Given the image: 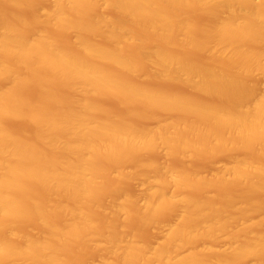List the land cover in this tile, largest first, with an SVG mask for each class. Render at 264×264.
Instances as JSON below:
<instances>
[{
	"label": "bare ground",
	"instance_id": "1",
	"mask_svg": "<svg viewBox=\"0 0 264 264\" xmlns=\"http://www.w3.org/2000/svg\"><path fill=\"white\" fill-rule=\"evenodd\" d=\"M263 156L264 0H0V264H264Z\"/></svg>",
	"mask_w": 264,
	"mask_h": 264
},
{
	"label": "rangeland",
	"instance_id": "2",
	"mask_svg": "<svg viewBox=\"0 0 264 264\" xmlns=\"http://www.w3.org/2000/svg\"><path fill=\"white\" fill-rule=\"evenodd\" d=\"M16 11H17V10H16ZM16 11H15V12H16ZM17 12H18V11H17ZM20 12H21V11H19V13H20ZM196 54H198V53H195V54H194V57H195L196 59L199 58L198 60H200V57H201V56H202L201 58H204L202 53H199L200 55H198V56H196ZM202 60H203V59H202ZM137 76H138V74H137ZM137 76H136V77H137ZM139 76H141V75H139ZM139 76H138L137 79H139ZM253 77H255V79H257V82H256V81H255V82L260 86V84L263 82V80H262L260 77H258V76H257V77H256V76H252V78H253ZM140 78H141V77H140ZM259 78H260V79H259ZM250 79H251V78H250ZM147 81H148L149 84H152V83L154 82L152 85H155V84H156L155 86H159V85L161 84V86H159V87H161V88L164 87L163 89H165L166 87H167L166 89L169 88L168 90H170V88H171V91H173L174 89H176V90H178L179 93H180L181 91H184V90H185V91H184L185 93H187V94L190 93L189 95H191V94H192L191 92H194V91H192V90L190 91V89H189V88H186V86H183V87L180 86L181 84H179L178 82H175L176 84L178 83V85H176V84L173 82V84L176 85V86H175V85L172 84L171 81H170L171 83H170L169 81H168V82L155 81V80H154V81H153V80H151V81H150V80H147ZM252 82H253V79H252ZM158 83H160V84H158ZM162 83L165 84V85H162ZM157 84H158V85H157ZM182 88H184V89H182ZM30 89H31V88H30ZM30 89L28 88V90H27L28 92H27V93H29L30 96H31V94H32V95L34 94V90H33V89L30 90ZM186 90H187V91L189 90V92H187ZM30 92H31V93H30ZM175 92H176V91H175ZM184 92L181 93V94H184ZM196 93H197V92H196ZM196 93H195V94H196ZM29 94H28V95H29ZM193 94H194V93H193ZM193 94H192V96L196 97V95H195V94L193 95ZM198 94H199V93H198ZM200 96H201V95H200ZM198 97H199V96H198ZM198 97H197V98H198ZM199 98H201V97H199ZM202 98H203V97H202ZM206 98H207V97H206ZM104 99H105V100H104ZM104 99H103V97H102V99H101V98H96V100H98L99 103H101V104L103 103V105H105L106 107L110 106L109 108H111V111L114 110V112H117V113H120V114L122 113V111H123V110H122V107L119 105L120 108H121V110H122V111L120 112V108H119V106L117 105V101H116V100H113V99H112V100H113V101H112V100H110L111 98H108V97H104ZM101 101H102V102H101ZM114 112H112V113H114ZM114 114H116V113H114ZM117 115H118V114H117ZM138 119H139V122H140V119H141V121H143L142 124H144V125H148V126H150L149 124L152 125V123H153L152 120H149V119H146V120H145V118H144V120H143L142 118H138ZM135 120H136V122H138L137 119H135ZM11 122L14 123V121H11ZM18 122H20V123H18ZM23 122H24V121L19 120V121L16 122L15 125L13 124L14 127L18 128V129H16V130H20V129H21L19 132H21L22 129L24 128V127H22V126H24L23 124L26 125V127H25L26 130H27V126H28V128H29V125H28L27 123H23ZM22 123H23V124H22ZM140 124H141V122H140ZM9 125H10L11 128H13V126H11L12 123H11V124L9 123ZM21 127H22V128H21ZM14 129H15V128H13V130H14ZM16 130H15V131H16ZM23 130H25V129H23ZM26 130H25V131H26ZM28 130H29V129H28ZM17 132H18V131H17ZM149 154H154V153H149ZM149 154H147V155L149 156V158H151V157H150L151 155H149ZM147 155H146V156H147ZM156 155L158 156L159 159H161L162 157H163L162 159H164V157H165V159L167 158V155L165 156L163 153H162V155H164V156H162V157L160 156L161 153H160V154H156ZM156 155L154 154V155H152V156H153V157L155 156L154 158H157ZM218 156H220V155H218ZM221 156H222V155H221ZM221 156H220V157H221ZM168 157H169V155H168ZM170 157H171V158H170ZM170 157L167 158V160L169 159L168 161H170V162H168V163H171V161L173 160L172 165H179V164H180V163H179V164L177 163V162H178V159H180V158L177 159L178 156L175 157V155H174V157H175L176 159L173 158L172 155H170ZM195 157H196V158H193V157H192V159L188 158V159H190V160H186V159H182V158H181V160L179 161V162H181L180 165H183L185 162H188V164L185 163L186 165H188V167H189V164H190L191 166L193 165L192 168L195 167V169H197L196 167H198V169L200 170V171H199V170H198V171L201 172V174L204 173L203 175H206V174L208 175V174L211 172V169H214L216 166H217V167H220V166L223 165V163H226V161H227L226 157L224 158V156L221 157V158L218 157V159H214V160H213V158H212L213 161H212V160L210 161L211 157L208 158V160H207V159H206L207 157H206V156H203V155H201V158H200V156H195ZM202 157H203V158H202ZM205 157H206V158H205ZM215 157H216V156H215ZM256 157H257V156H256ZM158 158H157V160H159ZM223 158H224V159H223ZM162 159H161V160H162ZM205 159H206V160H205ZM225 159H226V160H225ZM259 159H261V157H259ZM262 159H264V156H263ZM185 160H186V161H185ZM162 161H163V160H162ZM184 161H185V162H184ZM207 161H210V162L208 163ZM214 161H215V162H214ZM262 161H263V160H262ZM158 162H160V160H159ZM211 162H213V163H215V164H210ZM163 163H164V162H163ZM165 163H167V161H165ZM175 163H177V164H175ZM182 163H183V164H182ZM185 164H184V165H185ZM186 165H185V166H186ZM210 165H212V166H210ZM213 165H214V166H213ZM215 165H216V166H215ZM212 167H214V168H212ZM209 169H210V172H209ZM208 172H209V173H208ZM111 173H112V172L109 173L110 176H111ZM110 180H111V179H110ZM111 182H113V181L111 180ZM111 182L108 181V184L111 183ZM123 182H124V181L120 182L121 184L119 183V184H120L119 186L122 188L123 184L126 182V184H124V186L127 185L126 188L123 187L122 189L125 190V191H128V189H129L128 192H130V193H131V192H132V193L135 192V194H136V193L138 194V193H140V192L143 190V188H144L142 185H140L139 183H136V182H134V183L132 182V184H131V181H129V182H130L129 185L127 184L128 181H125L124 183H123ZM122 183H123V184H122ZM110 185H111V184H110ZM142 187H143V188H142ZM132 189H133V191H132ZM130 190H131V191H130ZM213 190H214V189H213ZM211 191H212V189L209 190L208 193H210ZM218 191H219V190H218ZM218 191H217V192H218ZM206 192H207V191H206ZM206 192H205V193H206ZM214 192L217 193L215 190H214ZM194 193H195V192H194ZM200 193H201V192H200ZM200 193H197V194L195 193V194L198 195V194H200ZM208 193H207V194H208ZM211 193H213V191H212ZM211 193H210V195H211ZM137 194H136V195H137ZM195 194H194V195H195ZM213 194H214V193H213ZM162 215H163V217L166 215L165 218H164V220L167 219V218H166V217H167V214H166V213H165V214H162ZM162 215H161V217H162ZM168 216H169V214H168ZM171 217H172V216L168 217V218H170L169 221L167 220L168 222H170V220L172 219ZM161 219H162V218H161ZM162 221H163V219H162ZM134 224H135V223H134ZM134 224H133V226H134ZM164 224H166V221H165ZM129 225L132 227V228H131V227L129 226V228H131V229H133V228L135 227V229H136L137 232L140 231V230L142 229L143 231H142V232H139L140 234H138V237L141 236V240H142V242H143V241H146V240H148V241H149V240L153 241V242H150V241H149L150 243H152L151 245H155L154 242H159V241H160L159 239L162 237L161 234H162V232H164V231L166 230V226H167V225L162 226V228H161L160 230H158V229H156V228L152 229V228H148V227H146V228H145V227H144V228H139V226L137 227V225L133 227L131 223H130ZM136 227H137V228H136ZM138 228H139L140 230H137ZM147 228H148V229H147ZM135 229H133V230H135ZM133 230H132V231H133ZM136 231H134V232H136ZM223 237H224V236L219 237V239H218L216 242H214L215 244L212 243L211 246H213V247H215V248H219V249L226 248V246H227L228 244L226 243V242H227V241H226V238H223ZM139 240H140V239H139ZM158 240H159V241H158ZM148 241H147V242H148ZM147 242H146V243H147ZM150 243H148V244H150ZM192 247H193V246H192ZM192 247H191V246H187V247H185V248H187V249L182 248L183 252H181L182 250H181V251L179 250V253H181V254L186 253L188 250L192 249ZM80 254H81V253H80ZM80 254H78V255H80ZM73 255H74V256H73V257L71 256V257L73 258L74 261H75V260L77 261V259H74V257L77 258V257H76L77 255H76V254H73ZM87 255H88V256L90 255V257H92V259H93V260H92V259H90V257H88V259H89L88 261L92 260V261L94 262V263H91V264H95L96 262H98V256H97L96 259L94 258V257H96V254H95V253H92V254H88V253L85 254V253H84L83 255H80V256L78 257V259H79L80 257L82 258L83 256L85 257V256H87ZM79 260H80V259H79ZM79 260H78V262H81V261H79ZM90 262H91V261H90ZM96 264H97V263H96Z\"/></svg>",
	"mask_w": 264,
	"mask_h": 264
}]
</instances>
